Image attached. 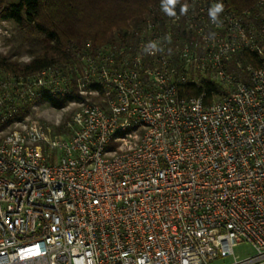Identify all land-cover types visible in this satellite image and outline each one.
Masks as SVG:
<instances>
[{
	"label": "built area",
	"instance_id": "1",
	"mask_svg": "<svg viewBox=\"0 0 264 264\" xmlns=\"http://www.w3.org/2000/svg\"><path fill=\"white\" fill-rule=\"evenodd\" d=\"M171 7L72 63L0 73V264H264V0ZM207 81L209 102L180 94ZM69 92L67 133L15 118Z\"/></svg>",
	"mask_w": 264,
	"mask_h": 264
},
{
	"label": "trees",
	"instance_id": "2",
	"mask_svg": "<svg viewBox=\"0 0 264 264\" xmlns=\"http://www.w3.org/2000/svg\"><path fill=\"white\" fill-rule=\"evenodd\" d=\"M161 0H18L6 4L0 0V17L13 20L21 27L31 26L37 36L29 40L28 62L18 64L0 54V68L13 74L27 75L52 65L72 63V47L90 41L93 46L112 44L124 33L129 24H140L147 16H156V6ZM188 1V0H177ZM257 0H225L227 6L239 14ZM264 48V36L259 40ZM243 64H261L255 53L243 51L239 55ZM228 70L239 72L232 62ZM204 89V102L223 91L213 82L187 83L180 88L182 96H197ZM73 92L59 96L42 95L53 107H61ZM30 103L28 104V106ZM19 110L15 117L20 115ZM2 124L0 123V126Z\"/></svg>",
	"mask_w": 264,
	"mask_h": 264
},
{
	"label": "rangeland",
	"instance_id": "3",
	"mask_svg": "<svg viewBox=\"0 0 264 264\" xmlns=\"http://www.w3.org/2000/svg\"><path fill=\"white\" fill-rule=\"evenodd\" d=\"M18 0H5L6 4L15 3ZM260 0L254 2V4L246 8H254ZM245 9V10H246ZM37 36V32L34 31L31 26L21 27L16 24L13 20H5L0 17V54L4 55L8 61L23 64L28 62L31 58L29 50V40L31 36ZM0 73H6V71L0 68ZM9 73L13 74L9 71ZM16 76H21L20 74H14ZM24 76V75H23ZM77 86H74V94H76ZM89 99H94L97 101V97L94 95L89 96ZM76 105L70 104L68 101L61 107H53L46 100H35L28 106L25 105L22 109L20 115L17 119H20L26 123H31L33 121L44 122L50 124L56 133H67L66 123L71 119V115L75 111ZM0 128L3 129V133L7 132L9 129L13 128L4 127L1 125ZM245 246L237 247L236 250L242 251Z\"/></svg>",
	"mask_w": 264,
	"mask_h": 264
},
{
	"label": "clouds",
	"instance_id": "4",
	"mask_svg": "<svg viewBox=\"0 0 264 264\" xmlns=\"http://www.w3.org/2000/svg\"><path fill=\"white\" fill-rule=\"evenodd\" d=\"M177 3V0H164V9L169 15H174V12L172 11V7ZM183 11H186V7L182 9ZM224 10V6L222 3H217L214 5L213 8L210 9L209 15L212 18L213 22H216L218 19V15ZM151 47H154V45H151Z\"/></svg>",
	"mask_w": 264,
	"mask_h": 264
}]
</instances>
